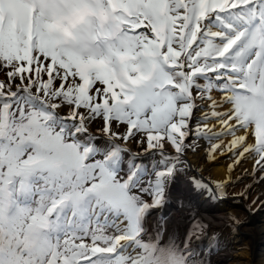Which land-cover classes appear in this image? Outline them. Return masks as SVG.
Returning <instances> with one entry per match:
<instances>
[{
	"label": "snow or ice",
	"instance_id": "snow-or-ice-1",
	"mask_svg": "<svg viewBox=\"0 0 264 264\" xmlns=\"http://www.w3.org/2000/svg\"><path fill=\"white\" fill-rule=\"evenodd\" d=\"M0 7V264H216L264 209V0Z\"/></svg>",
	"mask_w": 264,
	"mask_h": 264
},
{
	"label": "rangeland",
	"instance_id": "rangeland-1",
	"mask_svg": "<svg viewBox=\"0 0 264 264\" xmlns=\"http://www.w3.org/2000/svg\"><path fill=\"white\" fill-rule=\"evenodd\" d=\"M103 3L104 5L106 6L105 4V1L103 0ZM2 9V7H0ZM1 11V10H0ZM94 13V12H93ZM97 13V12H95ZM87 20H91L93 25H95L96 27H94L93 29H91V32L92 34H89L87 31V26H85L84 29H82V31H85V32H82L81 35H82V39L89 36V35H98L99 33H102L104 30H101V29H104L106 28L109 24H111L112 22H109L108 24H104L103 26L100 25V23L97 21V19L95 18V16H92V17H88L86 18L85 21ZM84 23H81L79 25H77V28H81L83 26ZM64 25V24H63ZM65 27H68V25H64ZM69 31H72L74 34L76 33V30L75 29H69ZM94 34V35H93ZM107 43H109V41H107L106 39L103 40L101 42V49H104L107 45ZM4 77L2 75H0V79H3ZM95 127V126H94ZM211 168L209 170L208 173H205V175H209L211 174ZM247 182V181H246ZM242 187V185L240 186ZM235 191H239V187L238 188H234V189H229V192L230 194L232 192H235ZM258 192H264V187L263 185H260L258 186L256 189L253 190L252 192V198H255V196L257 195ZM262 199H264V196L261 197ZM256 207L257 206H253V212H255V214H259L261 215L260 218L262 219L261 222L259 224H256L257 223V220H255L256 218H252V216H248V214L246 212H244L242 209L241 210H238L236 212V215L241 219V220H244L245 217H248V220L249 222L247 224H245L243 227H241L239 229V235L236 236L235 240L229 242L228 244V250L229 251H234V252H240V249H245L246 251L248 250V252L251 250V249H254V247H252L253 243H252V239L249 236V233L248 232H245V230L243 229H249L250 227L254 226V224L256 225H261L264 227V209H261L260 211H256ZM252 219V220H251ZM219 231L220 232V240L223 242V241H226L228 240V237H229V234H230V229H221L219 228L218 226L217 227H214L211 229V231L209 232V235H211L212 233L214 232H217ZM248 237V239H247ZM250 239V240H249ZM250 241V242H249ZM250 245V246H249ZM263 246V247H262ZM256 252H258V255L257 256H251V252H249L250 254L249 255H246V256H242L241 257L239 256V263L240 264H264V241H262V243L260 245H258V247L255 249ZM260 250V251H259ZM252 251V250H251ZM262 253V254H261ZM261 254V255H260ZM246 257V258H245ZM249 257V258H248ZM252 257V258H251ZM260 257V258H258ZM262 257V258H261ZM248 258V259H247ZM257 259V260H256ZM244 261V263H243Z\"/></svg>",
	"mask_w": 264,
	"mask_h": 264
},
{
	"label": "bare ground",
	"instance_id": "bare-ground-1",
	"mask_svg": "<svg viewBox=\"0 0 264 264\" xmlns=\"http://www.w3.org/2000/svg\"><path fill=\"white\" fill-rule=\"evenodd\" d=\"M211 172H212L211 175L216 176V175L223 172V168L221 166H213V167H211ZM263 187H264V185H263ZM260 216L261 215H259V214H255L252 216V218L257 217L255 219V220H257L256 224H259L261 222L262 219L260 218ZM206 219H210V218L206 217ZM256 224H254V226L250 227L249 229L248 228L243 229V230H245V232L249 233L248 237H250L252 239V243H253L252 247H254V249H251L252 251L250 250L249 252H251V256H253V257L258 255V252H256L255 249L258 247V245H260L262 243V241H264V227L261 225H256ZM248 237H247V239H248ZM249 252H248V250L247 251L243 250V251H240L237 253L234 251H229V250L222 251L218 256L214 257V260L216 261V264H240L239 263L240 261L238 260L239 256L241 257V255L242 256L249 255L250 254ZM258 258H260V257H258ZM243 263H244V261H243Z\"/></svg>",
	"mask_w": 264,
	"mask_h": 264
},
{
	"label": "clouds",
	"instance_id": "clouds-1",
	"mask_svg": "<svg viewBox=\"0 0 264 264\" xmlns=\"http://www.w3.org/2000/svg\"><path fill=\"white\" fill-rule=\"evenodd\" d=\"M92 16H95V18L101 24V26H103L104 24H108L109 22H112L111 14L106 12V11H100V12H97V13H93V12L87 10V9H84L75 18V24L79 25L81 23H84L86 18L92 17ZM55 23L56 24H60L61 22L60 21H56ZM117 35H118V30L117 29H113L112 35L107 37V38L104 36L103 33H99L98 35H95V36L89 35V36L83 38L82 42L88 48H100L101 47V42L103 40L107 39V40L110 41L112 39H115V37Z\"/></svg>",
	"mask_w": 264,
	"mask_h": 264
}]
</instances>
